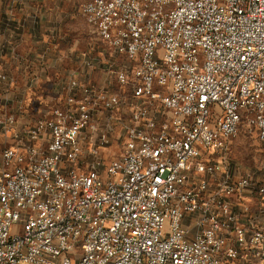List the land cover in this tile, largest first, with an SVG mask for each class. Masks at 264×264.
I'll return each mask as SVG.
<instances>
[{"label": "built area", "instance_id": "built-area-1", "mask_svg": "<svg viewBox=\"0 0 264 264\" xmlns=\"http://www.w3.org/2000/svg\"><path fill=\"white\" fill-rule=\"evenodd\" d=\"M78 11L126 60L109 73L131 89L127 118H101L122 98L76 78L34 124L0 113V264H264V207L243 203L264 202V181L228 151L244 122L264 143V0Z\"/></svg>", "mask_w": 264, "mask_h": 264}, {"label": "crops", "instance_id": "crops-1", "mask_svg": "<svg viewBox=\"0 0 264 264\" xmlns=\"http://www.w3.org/2000/svg\"><path fill=\"white\" fill-rule=\"evenodd\" d=\"M81 1L0 0V113L15 114L18 130L49 113L65 80L79 79L87 63L97 64V47L73 48L69 43L70 19L75 12L80 14ZM94 74L92 86L97 88ZM13 144L12 139L0 137V151ZM235 167L240 176L239 166ZM255 175L256 181H264L263 164ZM249 193L244 200L259 211L263 200Z\"/></svg>", "mask_w": 264, "mask_h": 264}, {"label": "rangeland", "instance_id": "rangeland-1", "mask_svg": "<svg viewBox=\"0 0 264 264\" xmlns=\"http://www.w3.org/2000/svg\"><path fill=\"white\" fill-rule=\"evenodd\" d=\"M69 43L73 48H80L81 46L97 47V64L86 67L87 70L84 73H81L78 77L82 81L93 85V83H95L93 81V77L95 76L94 73L97 72V87L115 92L123 100V103L117 111L113 110L111 112H104L101 118H105L106 120L110 115H115L126 119V112L129 110L128 107L130 103L131 89L117 84L115 78L109 73V65L112 64L115 67L125 65V58L117 55L106 43L101 41L95 30L86 22L83 16L81 14H77L76 12L70 19ZM80 69L81 68L79 67V70ZM71 79L72 78L69 80L64 79L65 84L62 85L63 88L59 90L60 94L54 96L49 113L43 115L42 118L48 117L53 108L63 104L67 87ZM66 81L69 83H66ZM120 151L121 146L119 140L113 139L111 144L105 150V160L110 161L119 156ZM229 157L233 165L235 164L239 166L238 169H240L241 174L247 173L252 177H256L255 174L259 173V164L264 165V143L259 142L256 135L247 130L245 122L242 124V130L239 136L231 143L229 148ZM249 195L259 199V196L254 193H249ZM243 203L244 206L246 205L248 208L245 213L250 215L256 211V209H252L248 201L246 202V200H244ZM242 263L258 264V262L248 255L242 257Z\"/></svg>", "mask_w": 264, "mask_h": 264}]
</instances>
